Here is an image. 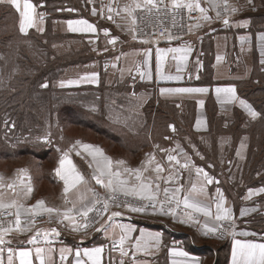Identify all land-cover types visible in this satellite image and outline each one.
I'll list each match as a JSON object with an SVG mask.
<instances>
[{"label":"crops","instance_id":"crops-1","mask_svg":"<svg viewBox=\"0 0 264 264\" xmlns=\"http://www.w3.org/2000/svg\"><path fill=\"white\" fill-rule=\"evenodd\" d=\"M241 1L246 5L240 4L234 15L225 16L221 12V5L216 3L218 6L213 7L211 0H199L210 17L204 20L199 11L176 9L171 3L162 6L156 0V8L149 5L134 10L136 22L133 24L132 16L123 11L125 6L135 7L133 0H31L35 6V26L21 33L20 13L7 0H0V15L7 29L21 35L41 37L43 42L49 41L60 56V61L67 62L60 68L56 79L51 81L54 87L126 88V97L130 100L142 98L141 111L147 102L153 106L157 103L170 106L172 109L167 123L168 133H172L170 136L163 135L167 143L156 142L159 152L156 144H147L149 148L152 147L151 152L154 147L152 159H156H153L150 167L153 174L144 176V182L151 183L156 200L133 197L129 202L133 206H146L145 212L130 211L119 203V192L111 193L92 179L96 163L93 167L89 166L93 158L76 142L100 147L96 142L75 139L68 146L56 149L59 159L50 171L54 178L52 182L57 185L60 181L62 187L64 182L56 175L55 169L59 166L60 155L67 152L76 170L84 176L86 183L79 184L67 196H63L74 213L93 209L88 213V227L80 231L70 228L67 220H63L65 225L60 219H52L51 214L40 212L39 209L35 217L25 211L39 200L44 201L45 207H54L45 197L38 196L33 183L34 176L29 169L18 166L11 173L0 171L4 184V187H0V200L5 204L15 201L17 205H23L20 218L22 227L27 226V231H12L4 236L0 264H9V248L14 253L19 249L32 250L33 264H39L35 259L37 247L45 249L47 264H75L77 259L83 260L84 264H91L83 255V250L96 247L102 248L100 264H213L216 255L217 258L219 256V247L220 253L225 255L223 264H232V249L236 240L264 243V191H260L264 189V167H246L250 159L248 127L252 124L262 127L264 122L250 99L240 93L250 82L261 84L264 81V39H261L264 35V0ZM137 2L144 4V0ZM20 11H23V0H20ZM217 12L220 13L219 17ZM40 14H43L42 20ZM225 19L228 20L227 24L224 23ZM69 20H86L94 26L95 31H70L67 24ZM161 21L173 26L169 34L172 39H168L169 35L159 36L155 40L152 38L154 26ZM133 36L136 38L133 39ZM113 39L115 43H109ZM170 48L190 51L168 52L160 61L158 73L157 50ZM173 56L186 58L173 59ZM141 72L145 74L143 78ZM92 74H96L95 80ZM161 76H178L179 79H162ZM229 86L235 88L236 99H232L230 94L216 92L217 88ZM177 88H206L208 91L161 92V89ZM241 99L257 113L256 117L253 118L241 106ZM170 125L174 129L187 128L197 137V141H201V149L195 145L196 141L183 143L173 138L175 130ZM232 130L236 132L235 138L227 134ZM148 152L145 151L144 155H149ZM169 155L176 156L177 160L184 159L188 167H174L176 161L170 162L167 159ZM157 164L162 166V172L156 171ZM112 167L114 171H120L126 165L113 162ZM128 168L133 169L132 166ZM20 169L26 172L21 173ZM197 169L202 171L197 172ZM9 183L13 184L14 190L7 187ZM138 184L131 177L126 186ZM193 185L196 187L195 192L191 191ZM27 186L32 188L31 193L27 192ZM165 188L169 189L167 194ZM176 188H181V192L176 193ZM106 195L108 211L104 212ZM186 195L191 196L190 203L207 209L209 215L185 207L183 201ZM174 196L176 199H173ZM148 202H153L155 207L148 206ZM217 204L229 210L231 220L217 221L216 216L223 214L217 209ZM170 209L174 214L169 213ZM242 210L244 215H241ZM16 211V207L0 209V225L14 228ZM5 212L9 214L1 216ZM112 213L119 215L113 216ZM223 223L228 225L225 233L218 231ZM205 225L217 231L204 235L207 231ZM121 226L131 231L125 232ZM52 229H56V233ZM141 233H144L142 246L137 248V238L141 237ZM149 234H159V240L149 239ZM121 236H125L122 249L119 244ZM30 240L33 242L29 243ZM201 242L210 243L203 245ZM112 244H115V248L111 247ZM204 246L212 250L211 256L194 250ZM77 250L81 252L80 257L75 255ZM173 250L186 252L187 256L174 254ZM62 256L65 258L62 259ZM209 257L212 258L211 262ZM12 264H19L15 255Z\"/></svg>","mask_w":264,"mask_h":264},{"label":"trees","instance_id":"trees-1","mask_svg":"<svg viewBox=\"0 0 264 264\" xmlns=\"http://www.w3.org/2000/svg\"><path fill=\"white\" fill-rule=\"evenodd\" d=\"M0 24H3V30L7 29L4 26L2 15H0ZM0 29L2 30L1 26ZM9 30V34L2 31L0 37V130L5 117L7 120L4 128L7 130L8 127L13 128L10 131V138L0 137L1 158L9 159L17 155L32 156L38 160L47 158L52 163L51 158L54 154L56 155L54 146L43 143L33 135L36 132H42L46 123L51 131L53 139L51 142L57 140L55 128L58 125L63 128L65 124H69L91 130L113 145L129 148V152L135 154L139 152L135 151L136 147L147 146L148 133L150 128L153 130V125L160 128L169 121L172 114L170 106L158 103L153 106L147 102L143 106L145 121L140 130L129 132L125 126L112 123L106 116L107 109L109 110L110 107V99H114L117 104H123L121 100L122 95L126 96V88L118 90L114 87L97 89L54 87L51 80L60 73V68L66 62L60 61L58 57L57 59L51 58L50 44L47 41L43 42L41 37L29 34L23 37L18 32ZM9 67L14 68V72H19V74L14 76L13 70ZM1 78L12 82V86L4 87ZM44 81H48L46 86L42 85ZM240 93L250 99L259 110L262 122H264V81L261 84L250 82L240 90ZM91 99L96 103L95 109L88 108L85 104ZM248 132L250 159L246 167L261 169L264 167V131L260 130L259 125L252 124L248 127ZM26 133L24 140L15 139V135ZM70 139L68 137V140ZM47 176L54 181L51 172ZM262 177L264 178V175ZM188 248L192 249V247ZM194 250L206 256L212 255V250L208 246ZM224 260L225 255L219 253L218 258L216 255L214 264H223Z\"/></svg>","mask_w":264,"mask_h":264},{"label":"snow or ice","instance_id":"snow-or-ice-1","mask_svg":"<svg viewBox=\"0 0 264 264\" xmlns=\"http://www.w3.org/2000/svg\"><path fill=\"white\" fill-rule=\"evenodd\" d=\"M8 3L13 5L17 11L20 13V20H19V31L21 33H26L28 29L32 28L35 26V6L31 2V0H23V11H20V0H7ZM213 7H217L218 5L216 4L215 0H211ZM133 3L135 5L134 8H131L129 6H125L123 11L128 13L129 16H132V23L135 24V17L133 16V12L135 9H140L141 7H147L151 6L152 8L157 7L156 0H144V4L141 5V3L137 2V0H133ZM160 3H163V0H160ZM171 4L174 8L179 9V8H186L189 12H192L194 10L199 11L202 14V18L204 20L210 19V17L207 16L206 14V9L203 8L199 0H171ZM224 7L225 10H227V0H224ZM109 12L112 11L111 8L108 9ZM149 11H151V8H149ZM235 11V9H233ZM93 14H95V9L93 10ZM118 14V13H117ZM220 13L217 12V16L219 17ZM40 19H43V14H40ZM109 19H111V16H109ZM224 23L227 24L228 20L225 19ZM68 28L70 31L73 32H78V31H95V28L93 25H91L88 21L86 20H69L67 21ZM197 27L199 25H196ZM40 31H43V29H40ZM106 34H107V30ZM163 35V34H161ZM136 37L133 36V39ZM173 37L169 35L168 39H172ZM243 39V37L241 38ZM261 39H264V35L261 36ZM147 43V41H144ZM109 43H115V39L110 40ZM190 51V49H182V48H170V49H158L157 50V72L159 73L160 71V61L164 59L166 54L168 52L171 53H178V52H186ZM185 56H173V59H185ZM219 59V57H218ZM264 63V61H262ZM95 75L92 74V79L95 80ZM145 74L141 72V77L143 78ZM162 79H179L178 76L173 77V76H161ZM70 83H74V81H70ZM46 86V85H45ZM208 89L206 88H177V89H161V92H170V93H192V92H207ZM217 93H226L230 94L232 99H236V90L234 87L229 86L227 88H217L216 89ZM201 104H203V101H200ZM240 104L242 107L248 110L249 114L254 118L256 117L257 113L251 109V106L248 105L244 100H240ZM198 124L200 123L199 121L197 122ZM170 127H173L170 125ZM173 127V131H174ZM80 147L90 155L93 160L96 163V168L94 170V173L92 175V179L95 180L96 184L100 185L101 187L105 188L107 191L111 193H117V192H122L126 196H134L137 197L141 200H156V196L152 193V186L151 183H145L142 179V174L139 169L133 170L130 168H125L124 172L125 173H135V179L137 181H141L138 185H132L131 187H127L126 185L128 184V181H125L121 179V173L120 171L113 170L112 167V160L110 157L106 156L103 152V150L99 146L91 145V144H81L80 141L76 142ZM75 147V146H74ZM78 155L80 154L79 152L77 153ZM154 159V158H153ZM167 159L171 161H176L179 163L177 160V157L174 155H169ZM118 165H122L124 161H116ZM91 167V164L89 165ZM183 167H188L187 164L183 165ZM21 173H25V169H20L19 170ZM156 171L162 172L163 168L161 165L157 164L156 165ZM202 171L201 169H197V172ZM56 175L60 177L61 180L64 182V188H63V193L65 196L70 192V190L75 189L79 184L81 183H86L85 178L82 174H80L75 166L73 165L72 161L69 159L67 152H65L62 157L59 160V166L55 169ZM206 176V174H205ZM30 179V178H29ZM0 187H4L3 184V177H0ZM9 189L14 190L13 184L9 183L7 185ZM157 189L159 188V185L156 186ZM32 188L30 186H27V192L31 193ZM91 191V189H89ZM169 189L165 188L164 192L167 194ZM192 192L196 191L195 185H193ZM219 191V190H218ZM251 191V190H250ZM260 191H264V189H260ZM176 193L181 192V188H176L175 189ZM112 197H109L111 199ZM173 199H176L174 196ZM191 196L186 195L184 197V205L187 208H193L196 211H201L204 212L205 215H209V212L207 209L200 207L199 204L196 203H190ZM99 203V201H97ZM125 207L129 208L130 211L132 212H145L147 210L146 206H133L130 204H125ZM10 207H16L17 211L15 213L16 219H15V227H3L0 225V244H3L4 241V236L7 233H10L12 231H27V226L25 225L22 227V221H21V213H20V208L23 207V205H17L15 201H12L11 204H5L2 200H0V209H6ZM75 207V205H73ZM155 207V204L153 205ZM217 209L222 211V215L218 214L216 216L217 221L221 220H231L232 217L229 214V210L227 208H222L221 204L216 205ZM37 209H39L40 212H46V213H53L57 212V209L55 208H49L44 206V201L39 200L36 202V205H34L31 209H25L26 212H31V215L33 217L37 216L39 213L37 212ZM103 210L104 212L108 211V200H104L103 202ZM72 211V209H68L66 212L63 213V219L64 220H70L73 221L74 231H79L81 228H87L88 225L85 224H79L75 225L74 218L69 215V213ZM93 211L92 208H88L86 211H83L81 215L84 217L88 216V213ZM161 211H163V206L161 207ZM169 213L174 214L173 210H169ZM165 213V214H169ZM59 214V213H57ZM113 216L119 215V213H112ZM241 215H244V211H241ZM183 222V221H182ZM125 228V232H130L131 229L127 228L126 226H121ZM205 228H207V225H205ZM53 233H56V229L51 230ZM217 231L216 228H207V231L204 232V235H207L209 232L215 233ZM39 234V233H38ZM45 237H47V232L44 233ZM144 238V233H141V237L137 238V243L136 247L140 248L141 245V240ZM35 238H33L34 240ZM125 236H121L119 244L122 245L124 242ZM149 239L158 241L159 240V234H149ZM33 241L30 240L29 243H32ZM0 251H3L0 249ZM48 251H51L49 249ZM63 249L61 252L63 253ZM9 256H8V261L9 264H12L13 256L15 255L19 259V264H33V252L30 249H19L15 253L11 248L8 249ZM102 252L101 247H96L92 249H84L83 250V255L88 258L89 261H91V264H100V254ZM174 254L180 255V256H187L186 252L179 251L177 252L176 250H173ZM75 255L77 257L81 256V252L79 250L76 251ZM64 259L65 257H61ZM35 259L39 262V264H47L46 258H45V249L37 247L35 248ZM75 264H84V261L81 259H77ZM232 264H264V243H251V242H241L239 240H236L233 244V249H232Z\"/></svg>","mask_w":264,"mask_h":264},{"label":"rangeland","instance_id":"rangeland-1","mask_svg":"<svg viewBox=\"0 0 264 264\" xmlns=\"http://www.w3.org/2000/svg\"><path fill=\"white\" fill-rule=\"evenodd\" d=\"M215 2L218 5H221V8H222L221 12L225 16L234 15L237 12V10H239L240 4L244 5V6L246 5L241 0H227L228 7H227V10H225L224 0H215ZM169 3H171V0H166L165 4H169ZM250 7H254V6L251 5ZM233 9H235V11H233ZM182 20H183V18H182ZM0 26L2 27V30L0 29L1 30L0 31V37L2 36V31H4L3 33L9 34V32H10L9 29L3 30V24H0ZM179 26H181L180 19H179ZM160 27L164 28L168 32V34H171L170 29L173 28V26L171 24H167L164 21H161V23L155 25L153 29L155 31V29L160 28ZM22 36L27 37V35H22ZM47 43L50 44L49 41H47ZM50 47H51V48H49L50 51L52 50L51 51V54H52L51 58H54V59H57V57L60 58V56L56 53L55 48H53L51 46V44H50ZM7 60H9V58H7ZM9 69L13 70V72H14V68L9 67ZM18 70H20V69H18ZM16 74H19V72L13 73L14 76ZM54 79H56V78H54ZM54 79H52L51 81H53ZM1 80H2V84L5 85L4 87H11L12 86V82H9V80L6 81L5 78H1ZM13 80H14V78H13ZM45 84L47 85L48 81H44L42 85L45 86ZM118 96H119V94H118ZM141 99H142L141 97H138V99L136 98V100H132V99L130 100L125 95H122L121 101L123 102V104H117L114 101V99H110V107H109V110L107 109L106 116L112 121V123H114V124L119 123L121 125H124L129 132H136V131L140 130V126L144 122V119H145L144 114L142 113L141 107H140L142 105ZM85 104L88 106V108H92V109L96 108V103L92 99L88 103H85ZM154 119H156V117ZM6 120L7 119L5 117L3 124L1 125L2 126V128L0 130V137L1 138H6V137L10 138L11 137L10 131L13 127H8V130L6 128H4ZM47 121H49V120L47 119ZM178 121L180 122L179 119H178ZM122 129H123V127H122ZM150 129L151 130L148 133V139L152 138L155 140H148L149 142H147V144L148 145L156 144L157 145L156 149L158 151V150H160V148L156 142H158L160 144L167 143V140L164 139L163 135L169 134V136H170L172 132L169 131L170 133H168L167 124H165L164 126L162 125L160 128L153 126V130H152V128H150ZM157 129H159V131ZM260 130L264 131V126H262V127L260 126ZM48 131H49V133H48ZM56 131H57V140L54 142H51L53 139H52L51 134H50L51 131L48 128V123H46L42 132H36L33 135L35 138L39 139L43 143H45L47 145H50V144L53 145L55 150L58 148H64V147L68 146L75 139H83L84 141H89V142H93V143L96 142V144H98V145L100 144V148L103 150V152L106 156L111 158L112 162L121 161V160L124 161V164L126 165V167H122V170H120V171L122 172V177H124L125 181H129L131 177L135 178V173L130 174V173L124 172V169L128 168L129 166H132V168L135 170H136V168L137 169L140 168V172L142 174L143 181H145L144 176H150L153 174L150 172V167L152 166L153 159H150L148 156L150 155L152 157L154 155V147H153V151L151 152L152 147L149 148L148 145H147L148 147L140 145L139 147L135 148V151H139V152L134 154V153L129 152L130 151L129 148H122V147L113 145V143L108 142L106 139L102 138L101 136H99L95 132L88 130L86 128L65 124L63 126V128L61 125H58V127L55 128V133H56ZM155 131H158L159 133H156ZM160 132H162V133H160ZM227 134H230V136L233 138H235V136H236V132L234 130L228 131ZM25 135H27V133L24 135L17 134V135H15V139L22 141L26 138ZM172 135L175 136L173 138H176L177 140H181V142H183V143H193L197 138L195 135L190 133L187 128H181V127H176L174 134H172ZM49 137H50V139H49ZM68 137H70L71 139L68 140ZM198 140H199V138H198ZM201 144H202L201 141L199 142L196 140L195 145L198 146L199 149H201V146H200ZM143 151L144 152L149 151L150 153L148 152L149 155H147V154L144 155ZM64 153L65 152H63L60 156L62 157V155ZM77 157L79 158V156H77ZM89 157L91 158L90 155H89ZM57 159H59V158H57V156L55 154L51 158V160H53L52 163H50L47 158L43 159V160H38L32 156L20 157L17 155V157H13V158H9V159H4V158L0 157V171L5 172V173H11V172H13L14 168L18 167V166L26 167L27 169H29L34 176L33 183H34V187H35V190H36L38 196H40L42 198L45 197L47 202L51 203L54 206L53 208H55V209L59 208L60 209V210L57 209V212L51 213V218L52 219H60V221L62 223H64L63 222V220H64L63 219V213L66 212L68 209H70V207L67 206L68 200H66V198L63 197L65 195L63 193L64 185L61 187L60 186L61 183H59L60 181L58 182L57 185L54 184V182H52L50 180V178L47 176V174H49L51 169L55 167ZM155 159L156 158H154V160ZM178 161L182 165V169L185 168V167H183V165H185L183 162L184 159L178 160ZM94 163H95V161L92 160L91 161V167H93ZM84 165H85V163H84ZM242 176H244V175H241V177ZM133 181H134V179H133ZM138 182L140 183L141 181H138ZM127 187H131V186H127ZM119 194H120V202L119 203H121L122 205L129 204V202L131 200H133V197H134V196H126L122 192H119ZM104 198L107 199L108 196L106 195ZM57 213H59V214H57ZM4 215L5 214H1V216H4ZM69 215L74 218L75 225L83 224L84 222L88 223L90 220V218H88V216L84 217L83 215H81V213H74L71 211L69 213ZM67 221H68L67 224L70 226V228L73 229V227H74L73 221H70V220H67ZM64 224L67 225L66 223H64ZM65 227L66 226H64V228ZM80 230H82V229H80ZM197 243H199V242H197ZM209 243H205V244L202 243V244L206 245ZM220 250H221V247L218 248L219 253H220ZM209 260L211 262L212 258L209 257Z\"/></svg>","mask_w":264,"mask_h":264},{"label":"built area","instance_id":"built-area-1","mask_svg":"<svg viewBox=\"0 0 264 264\" xmlns=\"http://www.w3.org/2000/svg\"><path fill=\"white\" fill-rule=\"evenodd\" d=\"M158 2L160 3V0H158ZM165 2H166V0H163V3H160V4L163 6V5H165ZM161 34H163V35H161ZM168 35H169L168 32L164 28L160 27V28L155 29V31L153 32L152 38H154V40H155L159 36L167 37ZM150 159H152V157H150ZM174 164H175V165H173L174 167L182 168V165L180 163L176 164V162H174ZM153 205H154L153 202H148V206H153ZM3 214L7 215V214H9V212H5ZM227 229H228V225L225 224V223L221 224V226L218 227V231L221 232V233H225ZM111 247L115 248V244H112ZM0 249L3 250V247H2L1 244H0ZM2 252L3 251H0V259H1V256H2Z\"/></svg>","mask_w":264,"mask_h":264}]
</instances>
